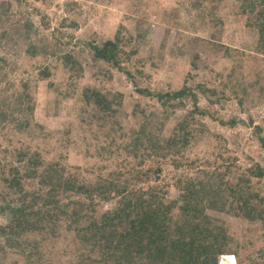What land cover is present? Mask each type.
Here are the masks:
<instances>
[{
	"label": "rangeland",
	"instance_id": "1",
	"mask_svg": "<svg viewBox=\"0 0 264 264\" xmlns=\"http://www.w3.org/2000/svg\"><path fill=\"white\" fill-rule=\"evenodd\" d=\"M8 3L9 11L2 9L9 18L7 25L32 21L33 41L41 44L40 39L46 38L50 47L48 55L32 57L26 52V44L14 46L9 39L0 40V55L7 61L0 62V95H18L26 84L34 108L30 117L27 115L30 124L25 132L0 123V170L2 165H10L24 146L41 153L49 162L60 159L74 173L92 182L113 171L139 167L141 156L129 154L126 144L132 129L140 127L143 109L145 114L161 111L155 101L136 92L135 84L125 74L104 62H94L83 44H102L117 35L122 59L133 69L139 87L152 91L179 89L196 61L204 70L200 80L219 85L228 97L222 99V104L212 106L217 117L246 121L231 128L210 117L201 118L208 129L187 147L184 154L189 159H201V167L211 170H222L225 163L233 167V172L253 163L264 166V150L254 129L256 125L264 129V53L255 50L256 33L248 24L252 16L242 12V0H0L1 6ZM7 25L0 27V39ZM56 45L54 50L52 46ZM65 53L72 54L82 70H78L79 66L75 70L65 68L60 58ZM45 66L51 67V75L42 79L39 71ZM86 89L90 95L97 89L110 97L117 115L98 121L105 115L100 113V107L88 102ZM11 102L2 105L10 106ZM201 106L210 104L201 97ZM86 121L93 122L92 129ZM176 122L175 118L169 120L164 133H171ZM101 123L110 129L101 130ZM113 126L117 134H109ZM111 137L117 140L112 142ZM143 165L155 169L159 162L146 158ZM161 166V185L174 199L179 192L174 176L182 170H175L171 162ZM138 183L146 186L142 181ZM257 184L264 191V181L257 180ZM113 206L114 203L105 204L103 210ZM211 214L226 222L231 239L230 252L220 257L219 264L222 260L231 264L224 259L231 255L236 258L233 264L264 262V224ZM4 222L0 216V224ZM62 236L44 242L46 257L60 263L69 260L75 250L70 234L63 231ZM10 262L16 264L12 257Z\"/></svg>",
	"mask_w": 264,
	"mask_h": 264
},
{
	"label": "trees",
	"instance_id": "2",
	"mask_svg": "<svg viewBox=\"0 0 264 264\" xmlns=\"http://www.w3.org/2000/svg\"><path fill=\"white\" fill-rule=\"evenodd\" d=\"M242 1V12L252 16L248 24L256 33L255 50L264 53V0ZM9 5H0V27L9 24L8 15L2 10L8 12ZM33 36V22L27 20L23 25H7L0 40L9 39L14 46L26 44V52L32 57L48 55V39H40L39 44ZM83 44L89 48L94 62H104L125 74L135 84L136 92L155 101L161 112L145 114L146 110H142L140 127L132 129L133 134L125 143L126 151L137 158L141 156L142 161L139 167L134 165L126 172L113 171L94 182L88 181L60 159L49 162L26 146L15 153L12 164L2 165L0 216L5 222L0 224V264H12L11 257L16 264H219L220 257L230 252L231 239L226 222L211 213L264 224V191L257 184V180L264 181V166L253 163L233 172V167L224 161L222 170H211L201 167V159H189L184 152L208 129L201 118L210 117L231 128L246 121L217 117L214 106L228 97L219 85L200 80L204 70L196 61L181 88L152 91L137 85L136 74L122 59L118 35L102 44ZM60 58L65 68L75 70L79 66L78 70H82L72 54L65 53ZM0 62L7 63L1 55ZM50 69L41 68L42 79L50 77ZM87 92L88 102L100 107V113L105 115L98 121L117 115L110 97L97 89L91 95L89 89ZM201 97L209 102V107L201 106ZM10 100V106L2 105ZM33 109L26 84L18 95H0V123L6 128L27 131ZM173 118L177 122L171 133L165 134L166 125ZM86 122L92 129L93 122ZM103 124H99L101 130L110 129ZM254 129L264 150V129L258 125ZM117 132L113 126L109 134ZM146 158L158 161L159 165L146 169ZM167 162L178 172L182 170L181 175L174 176V186L179 190L174 199L168 197V190L161 185V164ZM30 181L34 182L32 186ZM108 203L114 206L103 210ZM63 231L70 234L75 250L69 260L60 263L46 257L44 242L63 238ZM231 256L229 262L233 264L236 258ZM221 264L227 263L222 260Z\"/></svg>",
	"mask_w": 264,
	"mask_h": 264
},
{
	"label": "built area",
	"instance_id": "3",
	"mask_svg": "<svg viewBox=\"0 0 264 264\" xmlns=\"http://www.w3.org/2000/svg\"><path fill=\"white\" fill-rule=\"evenodd\" d=\"M224 259H227V260H229V259H228V256H224Z\"/></svg>",
	"mask_w": 264,
	"mask_h": 264
},
{
	"label": "clouds",
	"instance_id": "4",
	"mask_svg": "<svg viewBox=\"0 0 264 264\" xmlns=\"http://www.w3.org/2000/svg\"><path fill=\"white\" fill-rule=\"evenodd\" d=\"M221 264V263H220Z\"/></svg>",
	"mask_w": 264,
	"mask_h": 264
}]
</instances>
